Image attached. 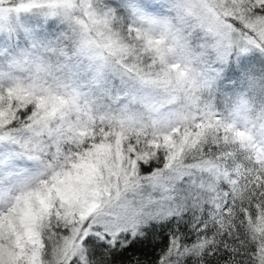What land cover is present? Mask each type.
I'll list each match as a JSON object with an SVG mask.
<instances>
[{
    "label": "snow or ice",
    "instance_id": "snow-or-ice-1",
    "mask_svg": "<svg viewBox=\"0 0 264 264\" xmlns=\"http://www.w3.org/2000/svg\"><path fill=\"white\" fill-rule=\"evenodd\" d=\"M0 264H264V0H0Z\"/></svg>",
    "mask_w": 264,
    "mask_h": 264
}]
</instances>
